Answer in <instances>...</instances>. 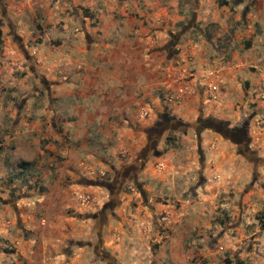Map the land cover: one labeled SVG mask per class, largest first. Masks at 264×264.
Wrapping results in <instances>:
<instances>
[{
	"label": "rangeland",
	"instance_id": "obj_1",
	"mask_svg": "<svg viewBox=\"0 0 264 264\" xmlns=\"http://www.w3.org/2000/svg\"><path fill=\"white\" fill-rule=\"evenodd\" d=\"M260 3L264 0H0V264L19 261V242L34 236L19 211V196L41 192L42 167L55 177L53 157L62 159L49 147L60 144L47 134L51 125L57 128L50 116L60 102L50 91L67 66L62 56L72 41L81 42L100 14L113 11L115 18L140 21L147 29L155 21L163 31L172 28L173 39L193 43L197 54L213 43L220 67L229 64L230 39L241 68L260 73L264 43L256 45L261 63L250 64L246 51L252 40L243 24L245 11L264 15ZM173 13L177 17L168 20ZM225 92L219 87L216 99L206 93L210 107L190 121L166 111L163 128L151 133H161L154 149L146 150L145 140L135 153L118 156V168L97 172L94 179L107 189L104 214L91 218L103 206L91 202L80 216L89 223L79 229L84 239L57 241L52 258L59 256L63 264H264V96L243 106L234 98L229 104L228 88ZM205 120L211 122L201 123ZM212 123L226 124L228 131L219 133ZM229 130L244 134L243 140ZM42 159L46 163L38 168ZM133 164L138 169L127 182L124 167ZM73 211L66 207V217L78 218ZM71 229L67 225L65 232Z\"/></svg>",
	"mask_w": 264,
	"mask_h": 264
},
{
	"label": "crops",
	"instance_id": "obj_2",
	"mask_svg": "<svg viewBox=\"0 0 264 264\" xmlns=\"http://www.w3.org/2000/svg\"><path fill=\"white\" fill-rule=\"evenodd\" d=\"M258 9H264V4L260 3ZM244 13L243 24L249 27L246 37L252 40L246 51L251 56L247 61L258 64L261 62L256 45L260 41L264 43V28L260 24L264 23V15ZM173 17L177 15L170 14L167 19ZM253 18L258 23L256 28ZM165 26L172 27L169 22ZM148 27L128 17L115 18L113 11L107 17L100 14L93 32L81 36V42L73 40L69 53L62 56L67 66L53 78L50 91L53 99L60 100L59 109L50 116L57 128L51 125V132L47 133L60 142L59 145L49 143V147L62 159L52 154L58 163L55 177H49L52 173L42 167L46 163L42 159L38 168L42 167L43 190L18 198L19 211L30 220L25 222L34 236L19 242L16 254L22 258L15 262L9 260L10 264H63L59 256L52 258V252L65 239H71L72 244L84 239L79 229L82 225L88 227L89 223H83L81 213L89 211V204L94 200L101 201L103 206L91 218L99 211L103 215L106 210L107 189L94 179L97 172L118 168L122 163L118 156L135 153L145 140L146 150L154 149L161 140L159 132L155 137L151 133L161 128L156 126L166 111L190 121L196 112L210 107L203 85L219 80L223 95L228 88L229 104L234 98L244 106L264 96V64L260 73L245 71L230 39L229 64L220 67L223 60L219 62L216 58L219 49L213 43L210 42L204 53L197 54L191 46L193 43L184 42L179 36L173 39L172 28L163 31L156 21ZM200 44L194 43L196 47ZM185 68L189 69L190 76L180 81V69ZM67 104L68 111L64 109ZM143 110L148 112L145 117L140 116ZM66 207L74 210L79 219L66 217ZM67 225L72 228L68 233L65 232Z\"/></svg>",
	"mask_w": 264,
	"mask_h": 264
},
{
	"label": "built area",
	"instance_id": "obj_3",
	"mask_svg": "<svg viewBox=\"0 0 264 264\" xmlns=\"http://www.w3.org/2000/svg\"><path fill=\"white\" fill-rule=\"evenodd\" d=\"M179 73L181 77L180 81H186V79L190 76V72L186 69L180 70ZM219 83H220L219 80H215V81L209 82L208 84L202 86L210 98L212 99L217 98V91L219 89ZM147 113L148 112L146 110L145 111L143 110L141 111L140 116L145 117L147 116Z\"/></svg>",
	"mask_w": 264,
	"mask_h": 264
},
{
	"label": "flooded vegetation",
	"instance_id": "obj_4",
	"mask_svg": "<svg viewBox=\"0 0 264 264\" xmlns=\"http://www.w3.org/2000/svg\"><path fill=\"white\" fill-rule=\"evenodd\" d=\"M172 120H170V122H171ZM169 122V120H167L165 123H168ZM210 123L211 121H209V120H205L204 122H201V123ZM199 124H201L200 122H198ZM160 125H161V121H160V123H158L157 124V126L156 127H160ZM226 125V124H225ZM225 125L224 124H222V123H212V127L217 131V132H219V133H225L226 131H228L227 130V128H225ZM156 130L158 131V128H156ZM229 133H231V136L232 137H236L235 139H237L238 141H242L243 140V138H244V134L243 135H240V134H236L233 130H229ZM152 136V135H151ZM150 137V136H149ZM131 171L132 170H130V169H126V171H125V173H124V175H122V176H124L125 177V179H129V174L131 173ZM133 173V172H132ZM130 180V179H129ZM110 192H111V190H110Z\"/></svg>",
	"mask_w": 264,
	"mask_h": 264
},
{
	"label": "water",
	"instance_id": "obj_5",
	"mask_svg": "<svg viewBox=\"0 0 264 264\" xmlns=\"http://www.w3.org/2000/svg\"><path fill=\"white\" fill-rule=\"evenodd\" d=\"M205 125H207V124H205ZM160 134H161V133L159 132L158 135H160ZM127 169H130V170H132V171H136V170H137L136 167H133V166H132V167L130 166V167H128Z\"/></svg>",
	"mask_w": 264,
	"mask_h": 264
},
{
	"label": "trees",
	"instance_id": "obj_6",
	"mask_svg": "<svg viewBox=\"0 0 264 264\" xmlns=\"http://www.w3.org/2000/svg\"><path fill=\"white\" fill-rule=\"evenodd\" d=\"M0 39H1V32H0Z\"/></svg>",
	"mask_w": 264,
	"mask_h": 264
}]
</instances>
